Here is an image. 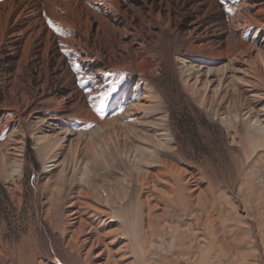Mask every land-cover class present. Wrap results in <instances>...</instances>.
<instances>
[{
	"label": "bare ground",
	"instance_id": "1",
	"mask_svg": "<svg viewBox=\"0 0 264 264\" xmlns=\"http://www.w3.org/2000/svg\"><path fill=\"white\" fill-rule=\"evenodd\" d=\"M256 28V33L264 32V0H0V137L7 126L13 128L0 141V176L21 182L24 164L29 163L21 142L32 126L44 134L36 140L44 171L56 175L51 185L55 208L66 187H71L61 222L63 247L80 264H153L149 254L155 230L171 237L174 255L169 264H255L253 252L260 254L264 247L260 225L254 243L248 244V237L228 240L225 228L230 218L216 215L209 188L201 189L192 174L169 158L181 152L167 115L149 114L157 105L144 103L145 97L154 96L150 71L161 60L176 55L189 61L228 60L221 71L253 53L263 61L261 41H250ZM210 70L191 72L207 78ZM253 70L263 84L246 79L249 87L240 86L236 93L215 90L203 99L228 132L233 131L231 140L242 146L245 160L256 155L264 159V64ZM119 72L126 78L116 83ZM135 76L144 77V85L134 84L129 101L119 98ZM113 87L105 106L119 98L115 105L126 108L101 120L98 97ZM138 89L140 97L135 93ZM8 111L13 112L9 119ZM139 113L144 116L137 117ZM49 115L97 123L89 130L74 131L48 123ZM133 117L136 122H130ZM125 135L115 146L118 136ZM64 140L70 143L66 152L61 148ZM18 143L10 152L8 147ZM116 159L125 169L107 187L100 185L98 178ZM243 173L249 184L251 168ZM243 185L239 184L241 190ZM136 186L145 189L144 200L138 201L147 211L135 207L128 218L121 204ZM246 189L249 203L260 197L255 185ZM153 190L193 218L182 235L165 221L167 204ZM40 196L37 191L36 198ZM93 215H103L99 226L90 219ZM234 218L242 222L238 214ZM5 258L0 257L2 264ZM258 261L264 264L260 256Z\"/></svg>",
	"mask_w": 264,
	"mask_h": 264
},
{
	"label": "rangeland",
	"instance_id": "2",
	"mask_svg": "<svg viewBox=\"0 0 264 264\" xmlns=\"http://www.w3.org/2000/svg\"><path fill=\"white\" fill-rule=\"evenodd\" d=\"M256 32L257 28L251 34L250 41H261L264 55V32ZM156 57L157 55H155ZM251 60L255 63H251ZM188 61L187 58L178 55L173 56V60H161L160 65L150 71L154 75L153 80L156 87L152 88L154 96L145 97L144 104L157 105L154 106L157 109L152 113L148 112L149 114L165 113L167 115L168 128L174 136V144L179 146L181 152V155L173 153L169 158L192 174L201 189H205L206 186L209 188L214 201H216L214 205V210L218 211H215L216 215L219 216V219L230 218V221L226 223L228 226L225 228L229 236L228 240L234 241L241 237H248L246 241L250 240L249 244L253 240L255 241L254 235L258 231L261 232L258 228L259 225L264 232V187H262L264 185V159L256 155L253 160H245L242 146L231 140L233 131L228 132L225 124L215 116L213 108L206 106L203 99L206 94H211L215 90L218 93L221 91L236 93L240 86L249 87L250 83L246 79H256L260 84H263L262 78L256 76L253 68L258 63L264 64V60L258 61L253 53L251 57L239 60L235 67L223 71L221 69L226 67L228 60L197 58L194 61ZM186 64H190L191 67L183 69ZM209 69L211 70L207 78L205 74L191 72ZM125 78L126 75L119 72L115 78L116 83L124 81ZM144 79V77L138 76L132 78L121 89L119 98L126 99L128 94L130 96L134 84L144 85ZM135 93L137 97H140L141 89ZM119 98L112 100L109 107L108 105L104 106L101 120L119 114L126 108L122 104L121 109H118L116 105L121 101ZM7 114L6 118L9 119L13 112L8 111ZM139 116L144 115L139 113L137 117ZM45 118L48 123H55L65 128L71 127L74 131L81 128L89 130L97 123L94 120H85L84 122L81 118L60 120L52 115ZM129 120L136 122L135 117ZM141 123L142 121L138 125L140 126ZM12 130L11 126H7L0 141H5ZM39 134L42 133L34 131L32 126H28L27 139L21 142L26 148L29 162L24 164L21 182L8 181L0 176V252L2 253L0 257L3 259L6 256L3 264H80L76 255L69 254L63 247L61 222L65 201L69 198L71 187L70 185L66 187L62 199L59 200V206L55 208L57 198L54 191L51 190V185L56 182V175L44 171L43 160L37 153L36 140ZM118 138L119 141H115L116 145L114 144L117 147L121 141L126 139V135L118 136ZM111 143L113 145V142ZM69 145V140H64L61 146L62 150L66 152ZM16 146L18 148L19 143L15 146L10 145L9 151L16 149ZM250 168L252 181H248L249 184H247L243 179V172ZM124 169L120 159H116L113 166L107 168L104 177L98 178L97 182L107 187L109 180L114 181L120 175V171ZM239 184H244V189L241 190ZM251 185H255L256 193L260 196L252 199L256 200L257 204L254 201L252 203L247 201L250 195L246 194V187ZM157 187H162V185L158 183ZM161 189L164 190V187ZM37 191L41 192L39 198H36ZM144 191L145 189L136 186L132 188L131 196L123 204L120 202L121 211L128 218H131V210L135 207H139L144 214L147 211L145 206H139L138 201L139 199L144 200ZM153 193L161 198V203L167 204L168 213L165 215V221L182 235L193 218L191 219V216L187 215L179 206H173L170 200L159 192L153 190ZM13 194L16 195V199ZM17 198H19V203H17ZM250 204L254 206L253 211L250 209ZM232 205L233 207H231ZM236 206L239 207L237 210H235ZM237 214L242 218V222L233 220ZM102 217L103 215H93L90 219L93 220L95 226H99ZM144 219L147 221V217ZM151 234L153 235V244L150 248L149 261L151 260L153 264H169L170 258L174 255L171 249V237H167L165 232L160 230H155ZM120 240L121 238H118L112 246L113 250L116 249ZM253 253H256V257L252 256L251 261L260 264L259 261L257 262V258L260 256L264 262V247L262 253L258 254V251ZM1 261L3 260H0V264H2ZM132 264L136 263L133 261Z\"/></svg>",
	"mask_w": 264,
	"mask_h": 264
},
{
	"label": "snow or ice",
	"instance_id": "3",
	"mask_svg": "<svg viewBox=\"0 0 264 264\" xmlns=\"http://www.w3.org/2000/svg\"><path fill=\"white\" fill-rule=\"evenodd\" d=\"M228 11H231V9H228ZM77 71H79V67L77 66ZM83 84V82H82ZM115 91V88H111L109 89V91H104V92H101L98 99H99V105L98 107L96 108V111L97 112H102L106 102H107V99L108 97L111 95V92ZM90 127V126H89Z\"/></svg>",
	"mask_w": 264,
	"mask_h": 264
}]
</instances>
